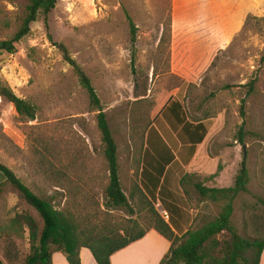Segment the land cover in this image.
<instances>
[{"label": "rangeland", "instance_id": "1", "mask_svg": "<svg viewBox=\"0 0 264 264\" xmlns=\"http://www.w3.org/2000/svg\"><path fill=\"white\" fill-rule=\"evenodd\" d=\"M26 6V0H0V41L17 32ZM129 17L137 27L136 73L131 65ZM49 26L47 30L41 18L33 25L32 34L20 43L17 54L0 56V81L38 106L39 120L30 125L40 128L28 139L14 105L0 97V162L40 197L65 202L63 191L51 187L41 165L32 157L30 148L41 149L35 141L40 137V142L47 139L49 148L51 145V162L69 165L77 160L89 167V175L100 174L106 185L97 113L91 110L87 92L55 46L63 43L92 79L102 100L119 147L126 190L130 191L137 179L131 149L136 148L131 139L132 103L144 95L162 102L178 100L185 105L190 120L208 115L212 123L219 124L204 148L218 157V171L220 166L222 170L231 166L226 187L233 186L247 157L250 192L241 194L235 202L232 222L243 237L251 238L248 214L260 208L264 215V0H62L50 15ZM168 28L170 39L166 37L161 43ZM154 66L160 74L156 78ZM254 78H258L256 91L247 99L242 117V100L248 91L244 85ZM157 121L169 144L179 146L164 119L159 117ZM242 126L246 134L243 145L237 142ZM61 138L64 143L58 146L66 145L71 157L66 153L60 160L55 148ZM150 148L163 145L152 143ZM78 151L79 159L74 160L72 155ZM83 172L88 182L84 192H90L98 203L90 209L97 217L95 224L101 225L105 212L121 223L137 218L125 209L108 207L103 186L92 187L91 176ZM208 177L196 180L214 186V180L204 181ZM4 182L0 173V185ZM186 188L189 194L184 205L189 216L193 211L198 217L195 227L213 221L218 216L214 205L203 202L191 183ZM17 202L15 189L6 184L0 190V256L24 264L30 248L27 235L19 238L6 230L15 217ZM152 202L162 216L161 201Z\"/></svg>", "mask_w": 264, "mask_h": 264}, {"label": "trees", "instance_id": "2", "mask_svg": "<svg viewBox=\"0 0 264 264\" xmlns=\"http://www.w3.org/2000/svg\"><path fill=\"white\" fill-rule=\"evenodd\" d=\"M26 1L25 15L19 29L9 39L0 41V56L17 54L20 43L32 34L33 25L41 18L49 30V17L62 0ZM129 21L133 42L131 65L136 73L137 27L130 17ZM170 33L169 28L166 29L161 43L166 37L170 39ZM49 38L53 41L50 34ZM55 46L64 62L77 75L80 86L87 92L91 110L97 113V125L103 145L102 155L106 163V185H103L104 181L100 174L92 172L89 175V167H85L86 164H78L75 159H79L81 154L79 151L72 155L75 160L72 164L65 165L62 161L60 164L51 162V145L49 148L47 139L42 138L40 142V137L35 138V141L41 145V149L38 146L30 148L32 157L41 165L43 176L51 187L63 191L62 197L65 198V202L40 197L10 167L0 162V173L5 177L0 190L9 184L15 189L18 197L15 217L6 230L12 231L19 238L27 235L26 239L29 241V253L24 264H53L55 253H62L69 264H81L80 252L83 248L91 251L97 264H113L112 259L115 255L142 241L151 232H156L170 244L169 251L160 264H261L264 253V215L261 214L260 208H253L248 214L247 223L253 228L251 238L243 237L232 222L235 202L241 194L250 192L252 178L246 156L233 186L228 188L194 182L193 175H185L180 182L185 195L189 194L186 186L191 183L203 202L214 205L218 210V216L199 228L195 227L198 223L196 217L193 226L182 236L177 235L170 224L174 215L181 212L174 193L163 182L166 169L173 158L148 152L147 133L157 119L162 117L181 142L198 145L203 143L208 135L204 121L211 117L205 115L190 120L185 105L178 100L169 99L162 102L160 99L150 100L144 95L143 99L133 102L131 139L136 147L132 148V151L134 162L137 163L135 173L137 179L131 190H126L121 178L119 147L93 81L65 44L55 43ZM261 63L264 64V54ZM159 76L158 66H154L153 77ZM257 82L258 78H254L244 85L248 91L242 100V117L245 115L247 99L256 91ZM225 89H231V86H226ZM0 97L14 105L19 115L20 127L28 139L32 137L31 132L39 131V126L30 125L39 120L37 105L19 97L5 81H0ZM60 140H57L55 149L59 150L58 158L61 160L63 155L70 152L68 148H64L66 145L62 146L63 148L58 146L64 143L62 138ZM237 142L242 145L246 142L243 126ZM69 155L71 157V154ZM83 171L91 176L92 187L99 184L103 186L108 207L125 209L131 217L137 218L121 223L114 215L105 212L101 225L95 224L94 219L97 217L90 209L98 203L91 197L90 192L86 194L84 192L88 182ZM220 171L221 166L216 174L205 178L204 181H213L219 176ZM152 199L155 202L161 201L164 210L170 216V222L160 215ZM249 254L250 258L247 257ZM6 259L9 263L16 261L10 256H6ZM0 264H6L2 258Z\"/></svg>", "mask_w": 264, "mask_h": 264}, {"label": "crops", "instance_id": "3", "mask_svg": "<svg viewBox=\"0 0 264 264\" xmlns=\"http://www.w3.org/2000/svg\"><path fill=\"white\" fill-rule=\"evenodd\" d=\"M211 120L212 119H208L204 121L208 130V135L203 143L198 145L181 142L166 122L170 131L179 141V146L177 144H175V146L169 144L165 131L159 126L158 121H156L154 126L147 133L146 150L148 152L153 155H164L173 158L172 163L166 169L163 182L174 193L177 205L181 208V212L175 214L171 222L167 220L179 236L184 235L189 230L196 218V216L193 215V211H190L191 216H189L188 210L184 205L188 197L180 186L181 180L185 175L190 174L194 176L192 178L194 182H200L196 180V178H200L201 176H212L218 172L216 167L218 157H212L207 152V149L204 148L216 131V127L219 125L217 123H212ZM152 143L161 144L163 148H150ZM229 170H231V166H226L220 171L219 176L214 179L215 182H213V187L228 188L225 186V182ZM186 222L187 225H185ZM169 248L170 244L167 241L161 238L156 232H151L142 241L115 255L112 262L113 264H160L169 251ZM0 258H2L6 264H14L9 263L5 257L0 256ZM80 258L81 264H97L89 249L83 248L80 252ZM53 264H69V262L62 253H55L53 256ZM261 264H264V253L262 255Z\"/></svg>", "mask_w": 264, "mask_h": 264}, {"label": "built area", "instance_id": "4", "mask_svg": "<svg viewBox=\"0 0 264 264\" xmlns=\"http://www.w3.org/2000/svg\"><path fill=\"white\" fill-rule=\"evenodd\" d=\"M161 213H162L163 218H164L166 221L169 220V214H168L167 211L163 210Z\"/></svg>", "mask_w": 264, "mask_h": 264}, {"label": "water", "instance_id": "5", "mask_svg": "<svg viewBox=\"0 0 264 264\" xmlns=\"http://www.w3.org/2000/svg\"><path fill=\"white\" fill-rule=\"evenodd\" d=\"M244 152H245V154H246V146H244Z\"/></svg>", "mask_w": 264, "mask_h": 264}]
</instances>
